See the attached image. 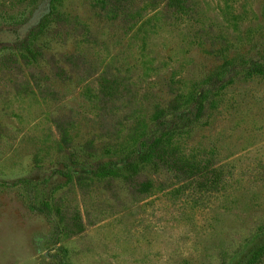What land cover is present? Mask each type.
<instances>
[{
	"label": "rangeland",
	"instance_id": "1",
	"mask_svg": "<svg viewBox=\"0 0 264 264\" xmlns=\"http://www.w3.org/2000/svg\"><path fill=\"white\" fill-rule=\"evenodd\" d=\"M52 7L31 59L15 46ZM263 65L264 0H0V264H251ZM203 88L197 120L171 117ZM166 132L175 165L132 175Z\"/></svg>",
	"mask_w": 264,
	"mask_h": 264
},
{
	"label": "trees",
	"instance_id": "2",
	"mask_svg": "<svg viewBox=\"0 0 264 264\" xmlns=\"http://www.w3.org/2000/svg\"><path fill=\"white\" fill-rule=\"evenodd\" d=\"M54 8L52 7L50 14H47L46 16H44L40 22L38 23V25L36 27H34V29L29 32L28 36L20 41L15 48L18 49L20 52H24L26 54L27 57L31 58V59H35L36 54L34 52V43L36 41V39L44 32L45 28H46V23L47 20L49 19V16L52 15L54 13ZM235 64L233 62H229V63H225L221 68L213 70L204 80L205 83L210 84L212 88H216L218 87V84H220L222 82V76L223 75H229L231 74V71H235ZM256 67V66H255ZM253 67V71H261L263 66H257V68ZM264 69V68H263ZM217 85V86H216ZM213 92V90H206V89H202L199 92H197L192 100H191V104L194 106V111L191 112V110L189 111V113L187 112L186 115L185 112L181 111V114L179 113H175L176 111L173 112L171 117H180L185 116V119L188 120L190 123L197 120L200 115L203 112L205 103L208 102L209 100V96L210 94ZM188 115L190 116V118L188 117ZM164 120L162 117H158L156 118V121H162ZM167 132L160 134L159 136H150L149 138L152 137V139L146 141V140H142L141 144L146 148V151L143 154H137L135 157L133 156L134 154H136V151H132L131 154H129V156H126L125 159L123 160V164L128 166V169L131 171L132 175L137 174L141 168H139L137 166V163H135L134 159L137 157L138 160V164L144 166L146 165H151V167H154L155 169H158L160 164H164L166 165L168 168L173 167L172 163L174 164V162H170L171 160L166 158V156L162 153H158V149H156V145L161 141L162 138H165L167 136ZM131 155V156H130ZM133 156V157H132ZM175 165V164H174ZM118 174L117 171L111 169V168H103V170H101L100 172L96 173L95 175L98 177H113L116 176ZM264 256V246H262L261 248H259L252 259L251 264H254L258 261H260V259Z\"/></svg>",
	"mask_w": 264,
	"mask_h": 264
}]
</instances>
